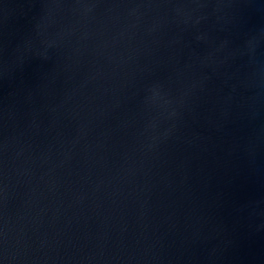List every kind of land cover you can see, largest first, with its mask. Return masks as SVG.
Instances as JSON below:
<instances>
[{
  "label": "water",
  "instance_id": "1",
  "mask_svg": "<svg viewBox=\"0 0 264 264\" xmlns=\"http://www.w3.org/2000/svg\"><path fill=\"white\" fill-rule=\"evenodd\" d=\"M0 264H264V0H0Z\"/></svg>",
  "mask_w": 264,
  "mask_h": 264
}]
</instances>
